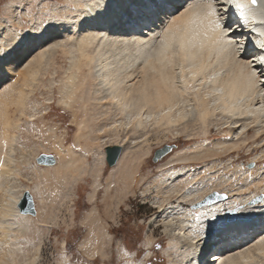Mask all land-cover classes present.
Returning a JSON list of instances; mask_svg holds the SVG:
<instances>
[{"label": "bare ground", "instance_id": "1", "mask_svg": "<svg viewBox=\"0 0 264 264\" xmlns=\"http://www.w3.org/2000/svg\"><path fill=\"white\" fill-rule=\"evenodd\" d=\"M197 2L199 0H187V3L186 0H66L61 8L43 3L39 12L44 20L29 13L24 4L12 3L17 14L10 20L13 24L0 25V159L3 160L0 167V264L16 263V251L21 249L16 236L33 223L30 214H21L17 207L28 189L18 179L23 158L19 162L16 151H22L23 144L18 140L17 131L31 133V122L38 111L37 102H32L30 95L40 83L48 88L53 85L55 56L59 52L68 59L59 83L60 103L68 107L82 98L86 78L90 77L91 93L86 101L98 107L96 111L105 117L117 118L97 129L98 135L104 134L102 137L117 135L120 128L127 126L135 131V138L143 136L139 145L134 146L141 148L149 144H146L150 140L146 131L142 133L147 128L156 134L171 129L186 130L188 135L199 127L207 132L212 123L216 130L223 128L226 136L220 140L195 145L189 154L167 161L204 158L201 167L187 166L169 171L167 177L154 178L160 197L154 201L159 213L152 222L162 225L170 246L177 252L178 262L169 264H194V260H201V264L264 263V199H260L264 193V176L249 181V169L235 164L242 156H230L239 144L246 143L250 131H253V144L264 140V110L260 109L264 103L260 97L264 87L252 85L249 80L253 71L264 73V0H258L255 6L245 4L244 17L226 2L219 5L228 9V22L233 31L227 40L242 46L239 55L234 47L217 40L198 18L185 12V8ZM21 16L28 17V29L19 28ZM177 17L180 19L174 28L175 42L167 54L161 56L158 53L165 35L163 29ZM167 39H173L171 33ZM181 39L190 53L187 61L180 48ZM249 61L255 63L249 66ZM193 65H203L205 70L197 73L194 69L189 73L187 69ZM14 74L15 80H12ZM260 79L264 80V75ZM10 107H13L12 114ZM82 110L87 113L86 107ZM90 132L87 125L81 124L75 146H79L81 137L87 139ZM92 139V142H100L101 147L92 151L100 160L99 164L89 166L86 155L92 148L88 142L82 145V153L58 142V152L66 150L68 153L63 161L57 153L60 169L56 174H68L75 181L90 172L96 184L98 166L103 164V147L108 143L101 137ZM124 142L127 141L124 139L114 145L123 147V153L134 149L127 144L124 147ZM144 152H148V147ZM23 153L18 156L21 158L26 154ZM37 156L31 151L26 156V166L35 176L46 177L47 168L31 164L30 160L36 161ZM251 158V162L263 161L261 154H253ZM223 166L226 170L232 167L241 181L236 182L237 178L231 179L224 172L219 179L210 177L208 170ZM212 191L228 194L229 198L225 203L221 198L203 203ZM171 200L175 202L171 204ZM231 209L237 210L233 218ZM40 217V221H44V217ZM248 228L250 233L245 232ZM38 250L39 245L33 258L24 259L20 264H33Z\"/></svg>", "mask_w": 264, "mask_h": 264}, {"label": "rangeland", "instance_id": "2", "mask_svg": "<svg viewBox=\"0 0 264 264\" xmlns=\"http://www.w3.org/2000/svg\"><path fill=\"white\" fill-rule=\"evenodd\" d=\"M13 2L24 4V8H27L29 13L44 20L45 17L39 12L43 3L50 7H60L66 0H0V25L7 22L13 24L10 20L12 21V17L17 15L12 6ZM21 19L23 20L19 28L28 29L29 27L26 28L30 26L28 17L21 16ZM11 27L13 28L14 25ZM55 58L54 70L56 72L53 75L55 79L53 85L48 88L40 83L30 95L31 101L37 102L38 111V116L31 122V133H25L23 130V132L17 131L18 140L23 144V150H18V154L20 155L23 151L26 153L25 155L23 153L24 156L20 158L16 151L18 161L23 158V161H19L18 179L28 188L27 191L34 200L36 214L28 215L32 217L33 223L27 231L16 236L17 245L21 249L16 251L15 264H20L24 259L33 258L37 245H39L38 258L33 264H169L178 262L177 252L170 246L168 235L164 234L162 225L159 222L156 225L152 222L154 215L159 213L154 201L160 197L159 186L157 181L154 182V178L167 177L169 171L187 166L201 167L204 158H191L170 163L167 161L176 156L189 154L195 145L206 144L213 139L220 140L226 136L222 131L223 128L216 130L212 123L207 132H204L203 127H199L195 128L194 134L189 135V131L186 130L171 129L168 132L156 134L151 128H147L149 130L145 129L142 133L146 131L150 139L146 144H149L141 148L136 147L143 136L135 138V131L130 127L126 128L127 126L120 128L117 135L110 134L102 137L104 134L98 135L97 129L104 124L108 126L117 118L105 117L101 112L96 111L98 107L86 101L91 93L92 79L90 77L86 78V88L82 98L76 99L68 107L61 104L59 83L68 66V59L60 52ZM84 70L87 72L86 67ZM12 80H15V74ZM44 83L48 85L47 80H44ZM84 107L87 113L82 110ZM12 109L13 107H10L11 114ZM81 124L87 125L91 132L86 136L87 139L84 140L85 137H81L79 146H75L76 133ZM252 136L253 131H250L246 143L239 144L230 156L236 158L240 154L242 157L235 164L244 167L243 169H249L254 177H257L264 166V140L256 145L253 144ZM96 137L104 138L108 145L117 144L124 139L127 142L129 140L128 143L124 142V147L127 144V146H133L134 149L124 153L122 149L123 154L121 153L119 162L117 161L112 167L106 165L103 153V164L98 166L96 184L93 183V176L90 172L83 173L75 181H72L74 178L72 179L68 174L67 176L63 173L56 174V170L60 169L57 153L61 155V161L68 153L66 150L58 152L60 148L58 142L75 149L78 153H82V145L88 142L92 150L86 155L87 162L89 166L91 165L90 167H95L100 160L92 151L101 147L99 140L92 142V138ZM40 144L42 147L39 148ZM166 144L174 145L172 151L158 161H153V152ZM147 147L148 152L145 153L144 150ZM254 147L256 149L248 155L249 150ZM27 148L30 149L27 150ZM31 151L32 154L35 152L36 156L45 153L56 158L55 165L51 167L40 166L35 159L30 160L32 165L47 168L46 177L41 175H36V177L32 170L27 168L26 156ZM253 154H261L263 161L261 163L251 162ZM24 161L25 164L22 165ZM207 163L209 166L210 162ZM208 172L213 179H219L224 172L229 174L231 179L237 178L236 182L241 181L232 167L227 170L225 166L214 167ZM205 176L206 172H204ZM38 177L43 178L41 179L43 181ZM181 187L182 190L185 188L184 185ZM36 188L40 190V194H37ZM213 193L222 195L221 199L224 203L229 198L228 194L216 191L210 192L206 197ZM260 197L261 200L264 199V193ZM174 202L175 200H171V204ZM233 212L235 217L237 210ZM40 216L44 217V221H40L42 219ZM248 231L251 232V229H245V232L250 233ZM226 233L227 231H224V234ZM244 235L241 234V236ZM37 236L40 238V243ZM156 245H159V248ZM124 250L130 255L125 256Z\"/></svg>", "mask_w": 264, "mask_h": 264}, {"label": "snow or ice", "instance_id": "3", "mask_svg": "<svg viewBox=\"0 0 264 264\" xmlns=\"http://www.w3.org/2000/svg\"><path fill=\"white\" fill-rule=\"evenodd\" d=\"M225 2L228 4L229 8H234L239 12V15L241 17H244L246 11L245 0H199V2L193 4L190 8H185V12H190L192 16L198 18L200 22L206 26L207 30L215 34V38L217 40L229 45L230 47H234L236 54L239 55L242 51V46H240L238 43L234 44L233 42L227 40V37L233 31V28L228 22V9L219 7V5ZM246 3L256 5L258 3V0H246ZM181 7H184V5H181ZM181 15H184V13H182ZM179 19L180 17H177L176 19L169 22L166 27H164L163 31L165 35L162 37L161 48L158 53L159 55L165 56L167 52L172 48L176 39L174 28H176L177 20ZM169 33L172 34V40L167 39ZM180 48L185 52L184 59L187 61L190 57V53L185 47V43L182 39L180 40ZM247 63L250 66L252 63H255V61H249ZM262 63H264V61H262ZM194 69L197 73L205 70L203 65H193L192 67L188 68L187 71L189 73H193ZM261 75H264V73L257 74L255 71H253L250 74L249 78L250 84H259L261 87H264V80L260 79ZM181 79H183V77ZM209 79H211V77H209ZM201 83H204V81H201ZM260 97L261 99H264V92L260 93ZM260 109L264 110V103L260 105ZM249 115H251V113H249ZM241 131H243V129H241ZM2 166L3 160L0 159V167ZM258 175L264 176V166H262L261 171ZM247 177L249 181L254 178H258V176L254 177L253 173L251 172H248ZM231 210L235 211L236 209ZM156 247L159 248V245H156ZM124 255L128 256L130 255V253L124 250Z\"/></svg>", "mask_w": 264, "mask_h": 264}, {"label": "water", "instance_id": "4", "mask_svg": "<svg viewBox=\"0 0 264 264\" xmlns=\"http://www.w3.org/2000/svg\"><path fill=\"white\" fill-rule=\"evenodd\" d=\"M174 148V145H164L161 148L156 149L153 152L152 160L158 161L160 158L168 154L172 151ZM122 153V147L119 145H107L104 148V160L108 167H112L116 164L118 161L120 155ZM55 157L51 154H45L41 153L36 157V162L40 165H53L55 164ZM222 195H219L217 193L210 194L206 197L205 201L203 203L211 202L217 198H222ZM200 205V204H198ZM18 210L21 214H30L35 215L36 214V208L34 204V200L31 196V194L28 191H24L21 198L19 199L17 203ZM231 218L234 217V212H230ZM151 264V263H146Z\"/></svg>", "mask_w": 264, "mask_h": 264}]
</instances>
